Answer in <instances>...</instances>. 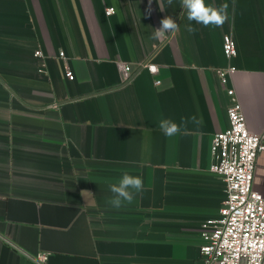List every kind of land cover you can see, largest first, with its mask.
<instances>
[{"label":"crops","instance_id":"crops-1","mask_svg":"<svg viewBox=\"0 0 264 264\" xmlns=\"http://www.w3.org/2000/svg\"><path fill=\"white\" fill-rule=\"evenodd\" d=\"M206 3L227 4L226 22L189 33L180 0H152L151 16L148 0H0V264L41 252L45 264H200L203 223L225 198L211 146L230 125L229 88L264 137V0ZM165 16L179 31L152 39ZM193 116L172 137L158 127ZM124 171L143 192L117 209L108 184ZM253 186L264 195V149Z\"/></svg>","mask_w":264,"mask_h":264},{"label":"built area","instance_id":"built-area-1","mask_svg":"<svg viewBox=\"0 0 264 264\" xmlns=\"http://www.w3.org/2000/svg\"><path fill=\"white\" fill-rule=\"evenodd\" d=\"M114 12L115 7L107 9L108 15ZM223 49L229 59L237 55L233 35L224 36ZM60 56L65 58V52L61 51ZM141 66L153 74L159 72L150 61ZM119 67L123 81H130L135 74L132 65L120 62ZM236 71L235 65L218 69L224 84ZM65 74L69 79L75 77L70 69ZM228 93L233 100L228 107L230 125L215 133L211 146L212 170L225 182V198L218 215L203 223L200 264H264V195L253 186L264 137L249 128L235 89L229 88ZM47 259L45 252L35 258L39 264H45Z\"/></svg>","mask_w":264,"mask_h":264},{"label":"clouds","instance_id":"clouds-1","mask_svg":"<svg viewBox=\"0 0 264 264\" xmlns=\"http://www.w3.org/2000/svg\"><path fill=\"white\" fill-rule=\"evenodd\" d=\"M169 6L173 4V0H167ZM152 0H148L146 13L148 16L152 14ZM182 14L186 13L189 23L185 25V30L189 33H195L196 28L192 26V22L203 27H222L227 20V4H222L219 7L206 3V0H180ZM179 31V24L172 16H165L159 22V27L154 29L151 38L159 40L166 34H175ZM199 125L201 120L193 116L190 118H182L178 124L170 118H161L158 122V127L161 132L172 137L180 134L182 130L187 128V125ZM108 190L112 193V197L108 203L113 208H120L126 201L131 203L136 194L143 192V179L140 176L131 175L128 171H124L115 183L108 184ZM84 191H82L81 195ZM83 196V195H82Z\"/></svg>","mask_w":264,"mask_h":264}]
</instances>
